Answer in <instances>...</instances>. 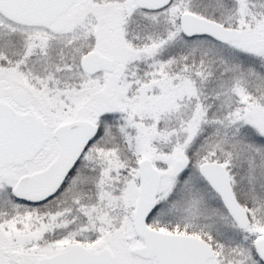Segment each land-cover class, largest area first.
<instances>
[{
	"label": "snow or ice",
	"instance_id": "6c2138e0",
	"mask_svg": "<svg viewBox=\"0 0 264 264\" xmlns=\"http://www.w3.org/2000/svg\"><path fill=\"white\" fill-rule=\"evenodd\" d=\"M0 264H264V0H0Z\"/></svg>",
	"mask_w": 264,
	"mask_h": 264
}]
</instances>
